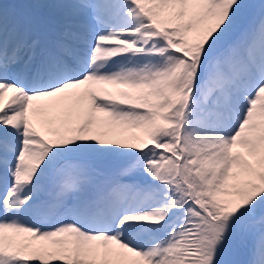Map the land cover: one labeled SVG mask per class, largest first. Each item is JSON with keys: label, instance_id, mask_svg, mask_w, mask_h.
I'll return each instance as SVG.
<instances>
[{"label": "snow or ice", "instance_id": "1", "mask_svg": "<svg viewBox=\"0 0 264 264\" xmlns=\"http://www.w3.org/2000/svg\"><path fill=\"white\" fill-rule=\"evenodd\" d=\"M0 264H264V0H0Z\"/></svg>", "mask_w": 264, "mask_h": 264}, {"label": "bare ground", "instance_id": "2", "mask_svg": "<svg viewBox=\"0 0 264 264\" xmlns=\"http://www.w3.org/2000/svg\"><path fill=\"white\" fill-rule=\"evenodd\" d=\"M6 0H2V2H5ZM22 2H23V5L25 4V3H27V1H25V0H21ZM6 4H8L9 6H10V8L12 7V6H15V5H17V4H19L20 5V3H19V0H7L6 2H5ZM22 5V6H23ZM105 87H109V88H111L112 86H105ZM136 130L135 129H131L130 131H129V133H127L125 136H118V137H110V138H112V139H121V140H128L129 139V137H130V135L133 133V132H135ZM118 163H120V162H118Z\"/></svg>", "mask_w": 264, "mask_h": 264}, {"label": "rangeland", "instance_id": "3", "mask_svg": "<svg viewBox=\"0 0 264 264\" xmlns=\"http://www.w3.org/2000/svg\"><path fill=\"white\" fill-rule=\"evenodd\" d=\"M6 1H7V0H6ZM6 1H5V2H6ZM19 1H21V0H19ZM25 1H27V2H28V0H25Z\"/></svg>", "mask_w": 264, "mask_h": 264}]
</instances>
